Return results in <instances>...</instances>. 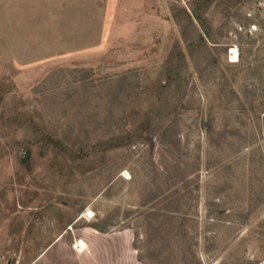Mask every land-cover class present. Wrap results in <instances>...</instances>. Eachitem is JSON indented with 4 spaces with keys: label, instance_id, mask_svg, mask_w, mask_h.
<instances>
[{
    "label": "rangeland",
    "instance_id": "rangeland-1",
    "mask_svg": "<svg viewBox=\"0 0 264 264\" xmlns=\"http://www.w3.org/2000/svg\"><path fill=\"white\" fill-rule=\"evenodd\" d=\"M193 1L0 0V264H264V0H214L165 96Z\"/></svg>",
    "mask_w": 264,
    "mask_h": 264
},
{
    "label": "trees",
    "instance_id": "trees-1",
    "mask_svg": "<svg viewBox=\"0 0 264 264\" xmlns=\"http://www.w3.org/2000/svg\"><path fill=\"white\" fill-rule=\"evenodd\" d=\"M213 3L214 0H194L191 3L190 14L186 10H183L181 14H174V19L179 23L182 29V36L186 41L187 46L185 52L180 48L174 50V52L168 59V68H166V71L169 78L165 87V96H167L168 94H172L173 91H177L180 93L179 95L183 96V89L185 87L184 83L186 82L187 76V56L191 59L195 71L198 74L204 73V71H206L208 66L210 65L211 62L209 58L211 54L209 43L215 46L218 45L217 32H215L210 20L207 18V13ZM179 103L181 104V106H179L178 103L171 104L166 100L164 104L157 106L153 110V114H155L159 119H150L148 123V132L157 133L162 131L160 137L161 142L174 150L179 147V144L177 143V141H175L177 138V133L175 130L177 121L170 122L166 128H163V125L165 122V116H169L174 111H177L179 108L184 107L182 106V100H179ZM137 135H139V137L141 138H144L143 131L139 130L137 132ZM127 140V137H117L115 139H112L105 145H125L127 143ZM101 145L102 144L99 143L97 147L99 148L101 147ZM56 147L66 153H69V150L63 146L62 142H57ZM80 147V151L82 152V154L77 158H73V161L82 160L84 159L83 156L90 154L86 145H81ZM97 147L92 149L96 150ZM156 197L157 194L155 196H152L147 202L143 204L144 207L150 205L156 199ZM147 216L149 218H153L157 215L154 212H150L147 213ZM179 221L180 220L177 219L176 226L180 224Z\"/></svg>",
    "mask_w": 264,
    "mask_h": 264
},
{
    "label": "bare ground",
    "instance_id": "bare-ground-1",
    "mask_svg": "<svg viewBox=\"0 0 264 264\" xmlns=\"http://www.w3.org/2000/svg\"><path fill=\"white\" fill-rule=\"evenodd\" d=\"M231 55H232V61H233V62H236L237 59H238V53H237V51H233V52L231 53Z\"/></svg>",
    "mask_w": 264,
    "mask_h": 264
}]
</instances>
